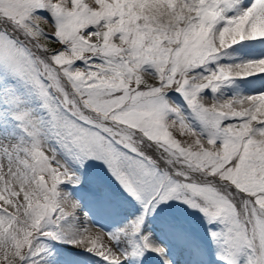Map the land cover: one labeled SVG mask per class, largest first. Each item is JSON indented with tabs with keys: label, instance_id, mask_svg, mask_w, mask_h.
<instances>
[{
	"label": "snow or ice",
	"instance_id": "snow-or-ice-1",
	"mask_svg": "<svg viewBox=\"0 0 264 264\" xmlns=\"http://www.w3.org/2000/svg\"><path fill=\"white\" fill-rule=\"evenodd\" d=\"M241 3L167 0L143 12L141 0H0V73L44 109L24 107L0 76L22 131L0 142V264H39L48 237L108 264L140 247L162 254L142 233L149 211L172 199L222 225L212 236L225 264H264V92L204 95L264 73V58L221 63L238 42L264 39V0ZM61 153L104 161L144 212L112 232L80 228L62 187L79 178Z\"/></svg>",
	"mask_w": 264,
	"mask_h": 264
},
{
	"label": "rangeland",
	"instance_id": "rangeland-1",
	"mask_svg": "<svg viewBox=\"0 0 264 264\" xmlns=\"http://www.w3.org/2000/svg\"><path fill=\"white\" fill-rule=\"evenodd\" d=\"M166 2L167 0H141V11L163 8ZM251 3L252 0H242L241 7H247ZM231 14L234 13H229ZM41 15L53 20L51 12L42 11ZM261 58H264V39L257 38L231 46L221 58V63L236 64ZM0 76L5 77L4 82L16 84L17 90L25 97L24 107L44 117L41 100L29 85L7 77L4 73H0ZM262 92L264 73H258L235 78L219 93L214 94L207 89L204 95L224 99ZM168 96L184 107L185 111L188 110L180 93L173 91L169 92ZM15 111V106L0 96V142L11 143L22 135L20 122L14 115ZM195 126L201 128L198 121ZM61 155L79 178V183H67L62 187L71 192L79 203L75 222L80 228L93 227L94 230H102L105 233L112 232L123 228L144 212L142 203L122 187L104 161L95 158L79 160L63 153ZM221 228V224H210L202 212L180 200L172 199L167 203H160L149 211L142 235L154 239L153 241L163 249L165 256L140 247L122 259L121 264H225L220 255L222 246L212 236V232ZM43 243L46 251L41 253L39 264H108L103 257L69 242L67 238L48 237L43 239ZM120 247L124 248L125 245L122 243Z\"/></svg>",
	"mask_w": 264,
	"mask_h": 264
},
{
	"label": "bare ground",
	"instance_id": "bare-ground-1",
	"mask_svg": "<svg viewBox=\"0 0 264 264\" xmlns=\"http://www.w3.org/2000/svg\"><path fill=\"white\" fill-rule=\"evenodd\" d=\"M97 196H98V195H97ZM99 224H100V223H99ZM100 226H101V225H100ZM100 226H99V227H100ZM101 228H102V227H101ZM152 238H153V237H152ZM153 240H154V239H153ZM155 242H156V241H155ZM163 253H164V251H163ZM163 253H162V255L165 256V254H163ZM158 254H159V252H158ZM160 254H161V253H160ZM157 256H158V255H157ZM160 256H161V255H159V257H160ZM163 256H162V257H163ZM159 261H160V260H159ZM167 261H168V259H167ZM157 263H159V262L157 261ZM159 264H160V263H159Z\"/></svg>",
	"mask_w": 264,
	"mask_h": 264
}]
</instances>
